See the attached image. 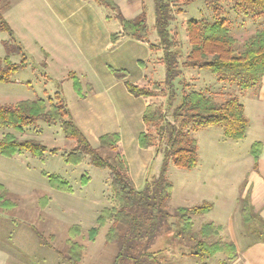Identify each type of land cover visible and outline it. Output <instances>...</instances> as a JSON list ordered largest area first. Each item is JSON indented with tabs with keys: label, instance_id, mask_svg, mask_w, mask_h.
Segmentation results:
<instances>
[{
	"label": "trees",
	"instance_id": "trees-1",
	"mask_svg": "<svg viewBox=\"0 0 264 264\" xmlns=\"http://www.w3.org/2000/svg\"><path fill=\"white\" fill-rule=\"evenodd\" d=\"M109 9L116 11V18L122 24V30L111 34V41L116 44L122 37H131L147 41L152 49L162 51L165 65V77L162 81H154L152 88L146 83H134L125 80L127 89L136 97L146 101L143 113L145 128L140 132L138 142L142 148H153L156 151L154 159L157 170H149L144 186L137 188L130 171L127 156L119 148L120 134L110 132L99 137V146L113 150L112 154L103 156L98 147H94L86 134L72 118L70 109L64 98L59 102L47 101L39 97L21 99L13 104L0 103V126L11 127L22 133L38 120L59 122L66 138L75 141V145L65 154L67 163L78 165L88 163L101 169H108L111 178L112 193L110 205L104 206L96 219V224L87 231L88 239L95 240L102 228L108 227L106 241L117 243V252L112 264H143V259L151 255L147 250L151 247L156 235L163 227V219L170 215L166 202L172 196L174 183L168 178L170 163L186 169H193L198 164V140L192 134L203 128L220 126L224 136L233 140L245 138L249 127V119L245 114V106L240 97L228 94L222 98L216 97L205 90L197 89L184 77V70L191 68L210 71L218 80H229L241 89L258 90L264 76V27L260 26L252 33L239 51L236 49L237 38L232 34L228 18L218 17L189 18L186 30L190 43L189 52L182 60V45L176 33H173L172 22L175 18L170 0H153L155 6L154 27L158 41L152 43L149 39L150 28L147 22V7L144 6L139 16L126 18L120 11L115 0H95ZM194 0H184L191 3ZM210 8L217 10L220 0H208ZM244 15H263L264 0H230ZM0 31L8 32L12 37L14 30L4 19L0 9ZM7 45V54L0 64V83L10 82L12 76L25 66L26 55L20 62L12 60L10 54L15 53ZM24 51L21 43H17L16 52ZM116 77L124 79L128 75L125 69L111 68ZM70 78L77 94L84 98L92 86L87 84L84 92L82 82L75 72H70ZM180 85V86H179ZM153 87H157L156 89ZM166 96L168 105L173 107L171 119H168L164 104L155 96ZM177 102V103H176ZM261 142H254L251 153L258 161L261 152ZM57 152V148L48 149L35 138L20 139L13 132H5L0 137V154L12 157L28 151L35 156L43 157L46 151ZM42 174L48 178L51 187L65 192H72L69 181L59 173L46 170ZM91 177L83 175L85 185ZM47 198V196L41 197ZM16 202L9 189L0 183V210H10ZM214 206L212 201H203L194 206H179L176 208L178 220L171 223L173 229L178 228L176 236L180 239L193 240L192 254L207 264V260L218 253L225 255L223 264H228L237 258V248L233 242L209 238L216 236L222 230L215 222L201 225L198 232L193 229V215L209 213ZM245 219L252 216L251 207L245 202L243 207ZM165 225V224H164ZM84 228L73 224L68 229L67 248L60 250L52 246L46 237L36 233L64 262L80 264L84 256V244L79 242ZM154 253V252H153Z\"/></svg>",
	"mask_w": 264,
	"mask_h": 264
},
{
	"label": "rangeland",
	"instance_id": "rangeland-1",
	"mask_svg": "<svg viewBox=\"0 0 264 264\" xmlns=\"http://www.w3.org/2000/svg\"><path fill=\"white\" fill-rule=\"evenodd\" d=\"M8 1L0 0L1 14L5 20L9 18L16 25L18 33L27 42L29 51H25L27 55L25 67L12 76L11 82L0 83V103L13 104L20 99L39 97L55 102H59V97L69 101L77 98L72 81L65 79L59 70L56 71L55 65L52 66V71L57 74L58 79H47L46 75L49 76L50 73L42 62L45 58L44 51L39 53L31 47L35 38L48 39L40 17L25 12L21 15L16 9L9 11ZM170 1L175 15L172 32L176 33V37L181 41L182 60L186 58L190 49L186 30V21L189 18L210 20L218 17L228 18L232 34L237 38L236 49L239 51L243 48L245 40L257 28L264 27V16L262 18L259 14L246 17L247 15L236 9L235 2L230 0H220V7L217 10L209 7L208 0H194L188 4L184 0ZM104 8L109 10L107 6ZM154 23L155 15L149 18L151 36L154 32L157 34ZM17 39L8 32L0 31V64L7 54L6 43L10 49L15 50V53L10 54L13 61L20 62L23 59L24 51L16 52L17 43H20ZM28 39L31 43H28ZM155 40L158 41V38ZM162 60V52L156 51L152 62H148L145 67L146 73L151 78L144 83L151 88L154 81H162L165 77V65L161 64ZM152 69L153 72L150 73ZM131 74L134 75L132 69ZM184 77L198 89L211 92L218 98L235 94L244 102V95L248 93V90L241 89L229 80H218L207 70L194 68L184 70ZM56 90L62 95L59 93L55 96ZM155 99L164 104L168 119H171L173 107L168 105L167 97L157 94ZM5 132H13L20 139L35 138L44 143L48 149L57 148L58 151L53 153L48 150L43 157L35 156L28 151L12 157L0 154V183L9 189L11 197L16 202L14 208L0 210V264H69L64 262L36 232L42 233L55 248L65 250L68 229L73 224H80L84 228L83 234L78 237L79 242L85 246L80 264H112L118 245L106 241L105 236L110 223L100 230L95 240H89L87 234V231L95 226L100 210L110 205L109 197L112 189L109 170L101 169L88 161L78 165L67 163L64 156L75 145V141L64 136L59 122L40 119L34 125L26 127L22 133L8 126H0V137ZM192 135L199 140L201 146L200 164L205 173L206 183L198 185L197 178L190 177L189 169L170 163L168 178L174 183V190L165 205L170 215L163 219L166 220L163 222L165 225L160 226L155 240L147 250L148 253H152L144 257L143 264H204L192 254L193 240L179 239L176 236L178 228L171 227V223L178 220L176 208L194 206L206 200L212 201L211 198L222 191H236V196H239V191L243 188L241 175L237 177L236 175L240 171L245 172L249 167L248 160L243 159L247 157V149L246 154L242 153L241 158L237 160V157L229 152L227 143H224L221 145L223 148L220 147L221 151H217L219 155L214 156V165L211 166L208 157L212 153V148L214 149L219 138L226 141L222 127L203 128L193 132ZM228 141L231 144L236 143L232 140ZM238 143L240 147L247 148L251 143V137ZM98 149L103 156L113 153V150L108 148L98 147ZM151 169L152 171L158 169L154 161ZM43 170L56 172L65 177L70 183L72 192L51 187L48 178L42 174ZM83 175L91 177L85 185L82 183ZM44 196H47L46 200L41 199ZM241 203L242 200H239V204ZM192 218L195 232L199 231L203 223L210 221L207 214L193 215ZM209 240H215L214 236ZM218 257L208 259L207 264H220ZM220 257L225 258L224 255Z\"/></svg>",
	"mask_w": 264,
	"mask_h": 264
},
{
	"label": "crops",
	"instance_id": "crops-1",
	"mask_svg": "<svg viewBox=\"0 0 264 264\" xmlns=\"http://www.w3.org/2000/svg\"><path fill=\"white\" fill-rule=\"evenodd\" d=\"M115 1L126 18L139 16L144 6L147 7L148 24L149 18L155 15L153 0ZM8 2L9 11L16 9L21 15L23 12L33 14L39 16L43 22L48 39L35 38L33 43L28 39V43H31V47L39 53L44 51L45 58L42 62L50 73L49 76L46 75L47 79H58L57 74L52 71V66L55 65L54 69L59 70L65 79L72 81L69 74L75 72L82 82L84 92L88 91L87 84L92 86L86 97L82 98L75 91L72 81L77 98H72L71 101L65 99L72 118L94 147L99 146V137L102 134L110 132L120 134L119 148L125 152L132 178L137 188L141 189L156 152L153 148L146 149L139 145V134L145 128L143 113L146 109V101L131 94L125 80L134 83L150 80L151 77L146 73L145 67L148 62H152L155 52L161 50L152 49L147 41L127 36L113 44L111 34L121 31L122 24L115 16L116 12L105 9V5L95 0H9ZM261 16L263 18V15ZM6 20L12 26L14 36L23 45V53L29 51L27 42L18 33L16 25L9 18ZM149 28L151 34L150 24ZM152 36L149 35L150 41L156 43L157 34L154 32ZM161 64L163 65L164 62ZM111 68L125 69L128 75L120 79L115 76ZM131 69L134 70L133 76ZM152 72L153 69L150 73ZM44 90L46 91L45 88ZM247 90L244 102L242 101L249 119L245 138L238 141L227 137L226 141L219 138L208 157L213 166L214 156L219 155L217 151H221L223 148L221 145L224 143H227L229 152L236 156L237 160L241 158L242 153L246 154V149L248 152L247 157L243 159L248 160L249 167L245 172L240 171L236 175V177L241 175L244 183L239 196H236V191L218 192L219 194L211 198L214 206L207 213L209 222L213 221L222 227L213 241L233 242L237 248V258L229 261L228 264H264V76L258 90ZM59 93L60 91L56 90L54 95ZM249 136L251 137L249 146L240 147L238 142ZM228 140L236 143L231 144ZM254 142H261L262 145L258 161H255L251 153ZM200 154L201 146L198 140V164L190 170V177L197 178L198 185L206 183L205 173L200 164ZM239 200H242L241 204ZM245 202L249 203L252 212V216L248 219L243 215ZM221 255L224 254L218 253L216 256H219L220 264H223L226 257L224 255L225 258H221Z\"/></svg>",
	"mask_w": 264,
	"mask_h": 264
}]
</instances>
